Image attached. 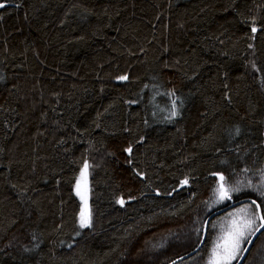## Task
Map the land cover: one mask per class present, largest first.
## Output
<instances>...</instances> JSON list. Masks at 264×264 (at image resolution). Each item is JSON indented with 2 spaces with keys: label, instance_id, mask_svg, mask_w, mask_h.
Here are the masks:
<instances>
[{
  "label": "trees",
  "instance_id": "1",
  "mask_svg": "<svg viewBox=\"0 0 264 264\" xmlns=\"http://www.w3.org/2000/svg\"><path fill=\"white\" fill-rule=\"evenodd\" d=\"M0 3V264H169L264 215V0Z\"/></svg>",
  "mask_w": 264,
  "mask_h": 264
},
{
  "label": "snow or ice",
  "instance_id": "2",
  "mask_svg": "<svg viewBox=\"0 0 264 264\" xmlns=\"http://www.w3.org/2000/svg\"><path fill=\"white\" fill-rule=\"evenodd\" d=\"M3 3H0V8L4 7ZM255 31V28L253 29ZM120 79H126V77H120ZM175 115V112H173ZM126 151L130 154L132 149L128 148ZM88 165H84V171H82L81 175L85 174ZM221 181H223V177H220ZM79 181L77 182V195H81L79 191ZM248 187H252L251 183L249 182ZM239 191V188H225L223 184L220 185L219 188V196L221 199H230V192ZM83 200L84 197L81 196ZM123 203V201H120ZM252 204L255 205L256 211L249 212L247 208L240 209V212L244 213V216L241 217L239 220L232 221V227L229 228L226 235L221 238V242H219L216 246V249L213 251V259L211 264H231L233 259L237 258L238 253L241 251V243L246 238V234L250 235L252 232L260 231L261 228H264V215L259 214L260 205L256 204V201H252ZM86 201H85V208L81 210L80 220H81V227L89 226L90 224V217L86 212ZM257 221L260 223L257 225ZM250 242V241H249ZM246 251L247 249H243Z\"/></svg>",
  "mask_w": 264,
  "mask_h": 264
},
{
  "label": "water",
  "instance_id": "3",
  "mask_svg": "<svg viewBox=\"0 0 264 264\" xmlns=\"http://www.w3.org/2000/svg\"><path fill=\"white\" fill-rule=\"evenodd\" d=\"M221 184H222V181L220 179V185ZM185 185H186V183H185ZM252 201H255V200H253V199H244V200H241V201L232 202L229 206L224 207V208H222L220 210H217V211L213 212L212 214H210L208 216V218L206 219V221H205L204 230H203V237H202V240H201L200 244L198 245V247L194 251H192V252H190V253H188V254H186V255L178 258V259H175L174 261H172L169 264H177V263H179L181 261H184V260L192 257L193 255H195L196 253H198L202 249V247L204 246V244L206 243V240H207L210 223L216 216H219V215H221V214H223L225 212H228L229 210H231L233 208H236V207H238V206H240L242 204L252 203ZM256 204H259V203L256 201ZM259 214L263 215V211H262L261 206H260V209H259ZM263 232H264V228H261L260 231H258V232L255 231L252 234V236L250 237V239L248 240V242H247V244L245 246V248L247 250L243 251L242 255L240 256V258H239V260L237 261L236 264H243L245 262V260L248 257V255H249L254 243L256 242L258 237Z\"/></svg>",
  "mask_w": 264,
  "mask_h": 264
},
{
  "label": "rangeland",
  "instance_id": "4",
  "mask_svg": "<svg viewBox=\"0 0 264 264\" xmlns=\"http://www.w3.org/2000/svg\"><path fill=\"white\" fill-rule=\"evenodd\" d=\"M81 181H82V185H84V184H86V181H85V174L83 175V177H82V179H81ZM79 191H80V193H81V196H83V197H85L86 196V193H87V188H86V186L85 187H82L81 185H80V187H79ZM243 205V204H242ZM241 206V205H240ZM245 207H241V208H236V209H233L228 215H226L223 219H218V224L219 223H225V222H232L234 219L235 220H239L241 217H243L244 216V213H242V212H240V209H244ZM212 214V213H211ZM241 214H243L242 216H241ZM217 217V216H216ZM212 222V221H211ZM227 233V232H226ZM173 241V240H172ZM186 239H184V241H175L174 240V243L175 244H177V246H175L176 248L177 247H180L181 246V243L183 242L184 243V247H185V243H186ZM262 246L264 247V243L262 244ZM172 247H174V246H172ZM259 257V256H258ZM258 257H256L255 259L257 260L258 259ZM264 264V263H263Z\"/></svg>",
  "mask_w": 264,
  "mask_h": 264
},
{
  "label": "flooded vegetation",
  "instance_id": "5",
  "mask_svg": "<svg viewBox=\"0 0 264 264\" xmlns=\"http://www.w3.org/2000/svg\"><path fill=\"white\" fill-rule=\"evenodd\" d=\"M259 223H260V222H259ZM258 238H259V237H258ZM255 243H257V240H256ZM255 243H254V244H255ZM262 244H263V243H261V244L259 245V247L264 248V247L262 246Z\"/></svg>",
  "mask_w": 264,
  "mask_h": 264
},
{
  "label": "bare ground",
  "instance_id": "6",
  "mask_svg": "<svg viewBox=\"0 0 264 264\" xmlns=\"http://www.w3.org/2000/svg\"><path fill=\"white\" fill-rule=\"evenodd\" d=\"M237 181H238V180H237ZM183 188H184V187H183ZM260 201H261V200H260ZM263 205H264V204H263ZM215 211H216V210H215ZM252 248H253V247H252ZM206 249H207V248H206ZM203 251H204V250H203ZM250 254H251V253H250ZM250 254H249V255H250ZM250 256H251V255H250ZM206 260H207V259H206Z\"/></svg>",
  "mask_w": 264,
  "mask_h": 264
}]
</instances>
